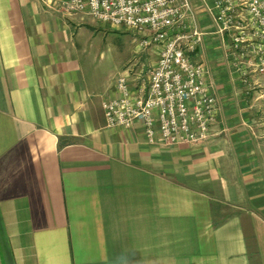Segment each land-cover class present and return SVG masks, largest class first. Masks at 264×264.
<instances>
[{"label":"crops","instance_id":"obj_1","mask_svg":"<svg viewBox=\"0 0 264 264\" xmlns=\"http://www.w3.org/2000/svg\"><path fill=\"white\" fill-rule=\"evenodd\" d=\"M63 1L0 0V264H264V74L231 71L212 0L190 25L218 116L177 145L105 125L120 72Z\"/></svg>","mask_w":264,"mask_h":264},{"label":"built area","instance_id":"obj_2","mask_svg":"<svg viewBox=\"0 0 264 264\" xmlns=\"http://www.w3.org/2000/svg\"><path fill=\"white\" fill-rule=\"evenodd\" d=\"M65 9L143 34L141 50L158 47L145 79L135 84L136 65L116 77L115 95L102 102L107 127L139 121L146 141L177 145L205 140L218 116L207 67L193 54L202 31L190 25V0H65ZM215 32L228 37L231 71L244 85L264 74V0H212Z\"/></svg>","mask_w":264,"mask_h":264},{"label":"rangeland","instance_id":"obj_3","mask_svg":"<svg viewBox=\"0 0 264 264\" xmlns=\"http://www.w3.org/2000/svg\"><path fill=\"white\" fill-rule=\"evenodd\" d=\"M209 2L208 0H206ZM198 5L197 1L192 2ZM61 4V3H60ZM64 4V1H63ZM209 4V3H208ZM75 15H80L75 13ZM86 22L90 24L91 32H86L84 36L92 37L93 42L97 41L104 45L106 57V75L108 72L109 80H113L115 76L121 72L129 64L136 65V75L138 77L133 83H141L145 79L150 67L154 64L158 57V47L150 46L139 49L137 43L143 34L126 29L123 26L114 27L108 23L97 21L90 16H86ZM228 44V37L224 38V45L221 48L225 50ZM208 70V69H207ZM230 79V78H229ZM232 83L237 85L236 79ZM237 87V86H236ZM234 100L236 102L243 101L245 95L240 91L234 92Z\"/></svg>","mask_w":264,"mask_h":264}]
</instances>
